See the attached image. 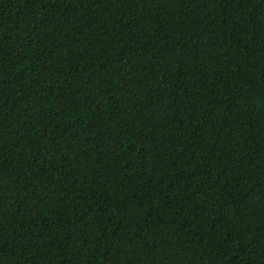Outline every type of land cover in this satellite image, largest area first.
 Listing matches in <instances>:
<instances>
[{
  "label": "trees",
  "instance_id": "obj_1",
  "mask_svg": "<svg viewBox=\"0 0 264 264\" xmlns=\"http://www.w3.org/2000/svg\"><path fill=\"white\" fill-rule=\"evenodd\" d=\"M0 264H264V0H0Z\"/></svg>",
  "mask_w": 264,
  "mask_h": 264
}]
</instances>
